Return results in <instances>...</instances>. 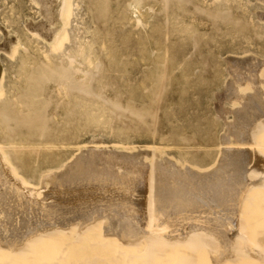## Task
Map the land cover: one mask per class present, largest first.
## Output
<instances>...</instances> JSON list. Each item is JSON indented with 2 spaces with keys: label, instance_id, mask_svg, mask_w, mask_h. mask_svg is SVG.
<instances>
[{
  "label": "rangeland",
  "instance_id": "rangeland-1",
  "mask_svg": "<svg viewBox=\"0 0 264 264\" xmlns=\"http://www.w3.org/2000/svg\"><path fill=\"white\" fill-rule=\"evenodd\" d=\"M36 1L37 0H0V45L3 46V49L0 50V144L5 148V151L3 150L1 154H3L2 156L8 154L7 156L9 158L5 160V162L7 161V166L10 165L8 166V169H10V167L12 169V166H14L15 169H13L17 172L15 171L14 173L13 171V174H16L17 178L22 177L28 181V187H32V192L35 190L34 192L38 194V197L40 194H45V199L43 198V200L41 198L43 196L39 197L41 199H38L34 192H31V195H29L30 192H28L26 195L29 197L25 196L28 199L32 198L34 200L33 196H35L38 200L45 202L49 201L48 203L42 202L45 206H49L51 200H54L53 198L50 200V195L51 197L54 196V198L58 197L60 201L64 202V205L65 203L69 204V202H71L70 204L78 202L72 205L75 206V204L79 205L80 201L81 204H91V201L94 199L96 200L92 201V203L95 201L98 202L99 198L97 199L96 197L97 191L94 189L96 188L97 182H95L92 177L90 178L92 181L89 180L90 174H88L86 175L88 180H85L87 182L90 181V183L85 181V184H81L80 181H82L85 175L83 176L81 174V170H77L78 165H76L77 167L75 166L76 168L74 167L75 164L72 165L74 159H78V162H76V160L74 161L76 164L79 163V158L83 156L84 149L88 146L92 147V145L96 143L98 145L103 144L106 147L111 145H116V147L119 146L118 151L123 148L125 150L128 148L134 149L139 147L141 149H146L148 147L151 149V147H154V152L148 148L154 155L150 154L147 157L144 156L142 158L145 159L144 162L142 160V163H145L142 164V170L145 168L144 165L146 166L142 172L143 174H145L144 172L146 169L150 170V168H147V165H151L149 166L151 168L155 165L157 172L154 173V176L158 180V184H166V186L169 184V189L172 184L171 187H174L172 190H178L180 188V191L178 190L179 194L176 193L177 196L179 195L178 197L175 196L176 190L174 193L171 191V194L175 196L174 201L177 198L176 202L182 203V201L184 202L183 197L186 199L187 193L188 196L190 195L189 197L187 196L188 198L186 200H190L191 203L188 202L187 204L186 200L184 202V204L188 205L186 208H191V205L189 206V204H194V202H197L200 199L201 200L197 203L201 201V203H204L208 198L209 203L206 202L207 204L212 203L218 205V201L216 200H219L217 198L220 196L218 195V197L216 194H213L212 196V193L213 191L216 192L220 190V188L218 189L214 185H217V183L221 181V178L219 177L220 175L224 180L227 179V177H224L227 175L224 174L225 172L228 173L229 177L234 176L233 173H231V171L233 172L234 167L223 164L225 160L234 158V156L227 155L226 157L228 158H226L224 154L222 156H224L223 158L225 159H221V153L223 151H231L235 147H241L240 150L242 149V151L237 148L238 151H234L233 149L231 153L237 151L236 154H246L248 152L251 153V150L253 153L254 151L256 152L257 149H260L261 152H263L264 149V144H262L263 147L261 148L263 149H261L257 143L253 142V139H250L249 135L251 133V138H253L254 133L252 132L255 131V128H251V130L248 128L252 126L251 124H253L254 120L257 123L254 124V127L263 121V117L262 119H259L262 116L259 112L263 111L262 114L264 113V106L261 109L259 108L260 110H258L257 113L256 110L258 109V106H260V103L264 104V87H262L264 82L262 84L260 83L261 86L259 83H255V80H252L257 86H260L259 88L262 90H260V92H263V94L260 93L255 85L258 89L256 90L255 88V91L259 92L256 93L252 90L254 86L250 87L248 83L246 84V81H242L245 77H241L246 73L248 74L253 71L249 60H253H250L253 64L254 61L257 62L259 59V66L258 63L256 64L254 62L256 66H252V68L258 66V75L260 74V78L262 80L264 79V66H261L264 65V62L262 63L261 61H264V23H262L264 21V4H262L264 3V0L263 2L262 0H140L141 3L137 0H70L72 3V15H69L71 22L69 25L70 27H68L70 35H68L67 39L61 43L64 45V48L66 47V52L70 50L67 52L69 55L64 54L66 52H60L61 47L58 45L55 46V42L51 36L53 35L52 33L58 29L57 27L61 26V21L57 15L60 0L52 1L49 9L51 12L50 14L48 13L49 15L45 12L51 19L48 18L47 15H43L44 12L41 15L40 12L45 11V7L42 8L43 5ZM217 12H219V14ZM259 15H261V17ZM40 20L41 22L39 23ZM42 20L47 21L48 23H44ZM28 23H32V25ZM41 23L43 24L41 25ZM46 23L50 28H53L48 33L42 32L44 35V40H42V38L40 39V37H42L40 36L41 33L36 35L34 34V31L41 28V26H46ZM39 25L41 26L39 27ZM31 29L33 30L31 31ZM32 35L39 38H35L34 36L32 38ZM45 36L47 37L46 39ZM5 39H7L6 45L4 43ZM47 39L50 42H48ZM249 54H252L253 56H250ZM247 55H249L250 58H248ZM241 57H244V59L246 58V60L248 59V66L244 63L246 62L244 59L239 63L240 66L242 63L245 64H242L241 66L242 71L243 69L247 70H244L243 72L241 71L243 75H240L238 70L236 77H231L230 79V76H235L233 75L235 73H232L234 70L232 68H235L236 70L238 69L239 64L237 62H240ZM251 57L255 58L252 59ZM237 58L239 61H231L238 60ZM256 58L257 61L255 60ZM245 66H247V68H245ZM228 69H231V72ZM228 71L230 72V75ZM235 79L242 81L243 83H241L246 85L241 87L242 84H238V86H236L239 87L240 85V87L237 88L240 96L238 95L239 98L236 96V99L240 100L242 103L234 99L230 101H225L223 99L224 94L225 98H227V92L225 89L227 90L228 88L231 90L233 86H230L235 82ZM227 80H233L234 82H226ZM240 81L238 83H240ZM226 83L230 85H227ZM248 87H250V89ZM254 93L259 96L260 94L263 95L260 96L261 101H259V105H255L256 101L258 103V100L255 98L260 97H255L256 95L254 96ZM245 94H248V96ZM250 94L255 97L254 99L256 101L253 98L252 101V96ZM243 96H247L249 98L248 100L251 99L252 102L249 101V103H251L248 104V100L246 99L245 102H247L248 105H246V103L244 104L243 98L245 99V97ZM241 97L242 99H240ZM219 104L223 108L226 107L229 110L231 109V113L226 117L227 120L223 121L218 115H216ZM242 105H246L245 109L249 107L251 109V105L252 107L255 105L254 107L257 106V109L254 108L251 109V111L248 109L250 112L248 113L247 111L244 113L243 111L245 110L242 109L244 108ZM233 109L236 111V113L234 112V115L232 112ZM237 110L240 111V115L239 111L237 113ZM241 112H243L244 115L248 114V116H243ZM251 113L255 115H252ZM235 114H238L242 120L240 118L237 120V116L236 118L234 117ZM249 114H251L252 117H260L255 119V117L252 118L250 116V118ZM256 114H258V116ZM244 117L245 119L248 117V119L250 118L253 121L249 122L251 120H245ZM239 119L241 122L236 123ZM257 119L260 121H257ZM234 120L236 124H234ZM244 120L246 121V124L250 123V126H243L245 125ZM242 121L244 123H242ZM225 122L227 123V126L223 125ZM228 125H230V127H228ZM231 125L232 129L235 127L233 130L236 131L237 129L236 132L239 136L235 135L237 133L233 131V133L230 134L233 138L228 137L229 134L227 135L226 133H230L231 130L228 128H231ZM236 125H239L240 127L237 126L236 128ZM224 127L229 130V132H226ZM241 127L244 129L243 132H246V135H244L247 138H245L243 132L240 134L242 131ZM222 134L223 136H227L224 137L225 139L227 138V140L224 138L221 139ZM241 135L245 139H243ZM236 137L237 139L241 138L239 139L240 144L243 143V140L246 142V139L248 138L252 141L246 143L250 144H248V148H246V144L239 145V143H237L238 141H236L238 146L237 144L235 146V144L233 145V140H237L234 139ZM223 139L225 141L231 139L229 142L233 143L231 145H225L222 143ZM252 144H255L256 146ZM11 146L15 148H12ZM140 148L139 150H141ZM224 148H227V150ZM81 149H83V151ZM155 149L156 151L158 149L160 151L155 152ZM248 149L250 151H248ZM126 151L128 152V150ZM126 151L125 153L127 154ZM115 153L108 156L105 155L103 159L107 157V161H110V159L112 161L113 157H115L114 160L116 163L125 160V157L122 159L120 158L125 154L123 150L121 152L122 156L119 154L120 151L118 153L115 151ZM128 153H130V151ZM132 153L128 155L132 156L133 159H130L127 155L129 157L128 160H134ZM78 154L82 155L79 156ZM261 154L264 156V153ZM134 155L136 156V153H134ZM116 156L119 160L116 159ZM138 157L139 156H136V159H138ZM80 159H83L82 161H84L85 157L83 156V158ZM114 160L112 162H114ZM221 160H223V162ZM82 161L80 162L81 167H79V169L82 168V171H84L86 167H82V165H85L86 163L83 164ZM217 161H219V163L221 161L222 163L219 164ZM0 164H2V162ZM117 164L119 165V163ZM221 164L226 166V170H224V167H220ZM67 165L72 166V171ZM3 166H0V170L5 167ZM185 166L187 167L185 168ZM73 167L76 171L80 172L81 178L79 176L80 174L73 170ZM188 167H191V169ZM227 168L229 170H227ZM5 169L6 168L3 169L4 173L6 172L10 176V173L7 172L9 170ZM11 169L10 172L12 171ZM67 170H70L71 173ZM206 171L218 173L217 176H213V178L216 177L214 180L217 182L210 179L212 178V172L209 174L211 177H207L206 173L208 175V172ZM62 172L63 176L61 175ZM127 172H129V170ZM147 172L148 171H146V173ZM164 172L166 174H164ZM171 172H175V175L171 174ZM6 173L4 176L5 179H8L6 180L8 181L7 183H9V180H13L15 176L13 175L14 177L10 179ZM56 173H58V175ZM50 174L53 175L51 176ZM66 174H68V176L76 174L74 176L79 177V180L81 179L79 181L80 183L73 182V186L71 182L70 184H67L69 183V178H71L70 181L77 178H74V176L68 177ZM147 174L149 176V172ZM202 174L204 178L201 177ZM46 175L48 176V180L45 179ZM192 175H194V177H191ZM58 176L63 179H60ZM143 176L146 177V175ZM187 176H190L192 179L189 177L191 179L189 180ZM197 176H199L200 179L199 177L197 178ZM218 177L219 179H217ZM166 178H170V180L173 181L168 182L169 180ZM186 178H188L189 184L187 181H184L187 180ZM162 179L165 181H162ZM206 179H210V181L207 182L208 184L204 183L206 187H204L203 184H200V186L199 183L202 181L206 182ZM64 180L65 182L67 180V182H63ZM194 180L195 182L197 181L196 187H201L200 191L205 195L203 196V194H201V196L206 198V200L199 195L201 192L195 187ZM199 180L201 182L198 183ZM224 180H222V185L225 184V182L223 183ZM6 181L4 183L5 185L7 184ZM57 181H59L58 184ZM159 181H161V183H159ZM44 182L46 184H44ZM52 182H56V184L54 183L56 186L52 184ZM60 182L69 186L66 187L61 184V187V185L59 186ZM87 184L90 185L89 189L91 191H95V195L94 192L92 193L91 191H88ZM175 184L178 187L175 186ZM209 184H212L213 187H208ZM219 184L221 185V182ZM5 185L3 186L5 189H7L9 185L13 186L10 187L12 190L9 188L11 194L7 192L9 189L6 191L4 190L10 194L9 198L13 200L12 198L14 196L11 195H14V192L18 194V190H15L16 187L13 182L11 184L9 183V185L7 184L6 186L8 187H5ZM93 185H95L94 188H91ZM198 185L200 187H198ZM58 186V191L57 189L55 191V188ZM202 186L204 188H202ZM0 187V190L3 191L4 188L2 186ZM38 187L39 189H37V191L36 188ZM183 187L184 189L188 187V189L186 188V192ZM214 187H216L217 190L214 189ZM60 188L62 189V192ZM66 188L67 190L68 188L71 189L73 192L70 190L66 191ZM76 188L79 193L76 192ZM191 188L194 189L192 190ZM210 189L212 191L211 195H209V192H211L209 191ZM45 190L46 192L49 190L47 193H50L51 190L54 192H51L49 195L46 194ZM189 190L191 192H188ZM203 191H208V193H205L209 196ZM225 191L236 194L233 189H227ZM5 192L4 194L3 192H0V197H4L2 200L0 198V203L2 204L5 202L8 203L5 199L8 201L10 200L7 198L8 194ZM180 192L184 195L180 194ZM69 193L76 195H70ZM85 193H87V195ZM88 193H92L93 197L91 194L88 195ZM57 194L59 196H57ZM5 195L7 197H5ZM180 195L183 197L180 198ZM214 195L217 196L215 200L217 203H213ZM18 196L23 197L21 193L20 195L18 194ZM25 196L24 199L21 197L23 201L28 200ZM82 196L84 200L78 199L79 197L82 198ZM261 196L263 197L259 196L257 203L259 206L262 205L260 208L258 207V212L261 213L259 214L260 216H258L259 223L262 222L263 228L262 231H257V234L256 232H253V236L249 234V237L251 235V238L253 240L255 239L252 243H255L257 240L255 243L256 250L253 248L254 251L252 249L253 246H250L251 240L248 241L250 243L248 244L250 246L249 249L248 246H246L247 244H243L244 242L248 243V237L245 236L247 238L246 241H242L241 238H239L241 241L238 239L241 249H243L242 245H245V252L251 250V252L249 251L248 253H245L242 250L246 257L252 254V251L254 252L253 255L250 256L255 257V259L258 258V262L256 260V262L254 261L256 264L264 263V194ZM69 197L70 199L74 197L73 199L76 201L69 200ZM179 198L182 200L180 201ZM190 198L193 199V203ZM210 200H212L211 203ZM30 201L32 200L30 199ZM240 202V200H237L235 202L237 205H234L237 206V208L241 207ZM9 204L12 205L11 202L8 203V205L4 204L5 206L2 205L0 210L1 208L3 209L6 207V210H9L10 208L11 211V205L9 206ZM68 204L66 206H71ZM7 206L9 207L7 208ZM196 208L198 209L199 207L197 206ZM95 213H97V211ZM91 215L92 217L94 216L96 220H100V218L104 216L100 213L99 215L101 216L97 213V217L94 213ZM7 219L9 221V218ZM213 222L214 221L212 220V223ZM105 225L106 223L104 222V226ZM222 234L225 235V238L224 235L221 236L220 233V237L218 238L220 240L222 239V242L227 239L231 244L233 241L232 235L226 232ZM241 234L240 236H242ZM245 237L242 238L246 239ZM223 244L225 243L223 242ZM230 244L228 246H230ZM258 245L260 247L259 250L257 248ZM225 246L227 248L224 247L218 250L212 249L211 251H201L198 253L197 261L193 264H238L232 247L230 246L231 248H228L227 242ZM224 249L226 250V253H224ZM176 251L177 253L174 250H170V253L173 252L171 254L174 256L176 255L175 257L180 256L178 252L179 250ZM259 251L260 253H258ZM219 252H222L221 254L223 256L219 254ZM261 252L263 254H261ZM90 253L93 258L97 257L95 258V260L99 261L97 264H107L106 261L109 262L108 264H116L114 260L113 262H110L113 258L109 259L111 256L108 257L109 255L106 254L105 248L92 252L90 250ZM233 253L234 255H232ZM165 254L161 255L165 256ZM171 254H169V252L166 254L167 259H172L171 264L174 263L172 261L175 260L176 264V259L173 258ZM254 254L256 256H254ZM170 256L172 257L171 259ZM215 256L217 259H215ZM219 256H222L223 259ZM106 257L109 261L106 260ZM177 260L179 261L178 258ZM91 261L93 262L94 260ZM208 261L210 262L208 263ZM118 263L119 262L117 261V264ZM248 263L254 264L250 263V260Z\"/></svg>",
  "mask_w": 264,
  "mask_h": 264
},
{
  "label": "bare ground",
  "instance_id": "bare-ground-1",
  "mask_svg": "<svg viewBox=\"0 0 264 264\" xmlns=\"http://www.w3.org/2000/svg\"><path fill=\"white\" fill-rule=\"evenodd\" d=\"M52 1L53 0H37L36 1L37 3L43 5L42 8L45 7L44 8L45 11L40 12L41 15H42L43 12H44L43 15H47L48 13L50 14L51 11H49V9H50V4L52 3ZM137 1L140 2V0H137ZM216 1H214V2H216ZM262 2H263V0H262ZM39 4H38V6H39ZM210 4H212V3H210ZM262 4H264V3H262ZM71 6H72V3H71L70 0H60V4H59V9H58V14L57 15H58V17H59V19L61 21V26L57 27L58 28L57 30L54 29V30H56L55 32H53V33L51 32L53 34L51 36H52V38H53V40L55 42L54 43L55 46H57V45L60 46L61 47L60 48V52H62V53L66 52V47L64 48V45H62L61 43L65 39H67L68 35H70V33L68 31V27H70L69 25H70V22H71V20L69 18V15H72V7ZM75 6H76V4H75ZM217 13L219 14V12H217ZM261 15H259V16L261 17ZM47 16H46V18H47ZM46 18H45V20H46ZM48 18H50V17L48 16ZM50 19H49V21H50ZM40 22H41V20L39 21V23ZM43 22L45 23L47 21H43ZM51 22H52V20H51ZM47 23H46V26H43V27L41 26L43 23H41V25H39V27L41 26V28L36 29L34 31V34H36V35H39L41 33L40 36H42V37H40V39L42 38V40H44L43 39L44 35L42 34V32L48 33L53 28V27L50 28V26H48ZM262 23H264V21ZM28 24L32 25V23H28ZM29 28H30V26H29ZM32 30L33 29H31V31ZM28 31H29V29H28ZM33 36L34 35H32V38H33ZM51 36H48V37H51ZM34 37L35 38H39L37 36H34ZM46 38L47 37L45 36V39ZM6 41H7V39H5V41H4L5 45L7 44ZM47 41H48V39H47ZM48 42H50V41H48ZM66 43H67V41H66ZM1 49H3V46L0 45V50ZM69 51H67V52H69ZM67 52L64 53V54H68L69 55V53H67ZM249 55L251 56L252 54H249ZM249 55H247L248 58H250ZM246 58L244 59V57L243 58L241 57L240 62H237V63L238 64L241 63L242 59H244V61H246L244 63H246L247 66H248V63H247L248 59L246 60ZM254 58L255 57H253L252 59H254ZM250 60H249V62L251 64V69L253 71L249 67V69L252 72L248 71L249 73L248 74L246 73L247 75L245 74L244 76H241V77H245V78H243V80L241 78V80L244 81V82L246 81V84L248 83V85L250 87L254 86V88H252L253 92L259 93L261 88H259L260 86H257V84H255V83H259V84L261 83L262 84L264 82V79L262 80L260 78V76H259L260 74L258 75V73H259V67H258L259 63H258V61H260V60L258 59V61H257V58L255 59L257 62H255V61L254 62L256 64L258 63V66L257 67H253V68H252V66H256V64L253 62V64H254L253 65L252 62H251L253 60H251V61ZM68 61H70V60H68ZM231 61L235 62V61H239V59L238 60H231ZM261 61H262V63L264 62L263 60H261ZM71 63H73V62H71ZM244 63H242V64H244ZM238 64H237V66H238ZM242 64H241V66H242ZM227 65H230V64H227ZM244 65H243V67H244ZM241 66L239 64L237 70L235 68L231 67L232 69H234L232 73H235V74H233L235 76H230V79H231V77L235 78L236 74H238V73L240 75H243V73H241V71H242V67ZM247 66H245V68H247ZM261 66L263 67L264 65H261ZM227 68H228V66H227ZM244 70H247V69H243V71ZM260 70H263V69H260ZM229 71H228V73L230 75L231 71L230 72ZM237 71H238V73H237ZM237 77H240V76H237ZM0 79H1V77H0ZM252 80L253 81L255 80V83L252 82ZM228 81L229 82L232 81V83L234 81L235 82L233 83L234 85L231 83L232 85L230 87L233 86L231 88V90H229L228 88L226 90L224 88L225 91L227 92V94H226L227 98H225V94H224V98L223 99L225 101L226 100L230 101V100L234 99V100H237V101L240 102V100L236 99V96H237V98H239V96H240L239 91L237 90V88H239L240 85L243 82L240 81V80H236V79L234 81L233 80H231V81L227 80L226 82H228ZM239 81H240V83H238ZM226 84L230 85L228 83H226ZM238 84H240L239 87H236V86H238ZM243 85H245V84H242L241 87H243ZM255 85L259 89V92L255 91V88H256ZM250 87H248V88L250 89ZM262 87H264V83H263ZM257 88H256V90H258ZM228 92H229V97H228ZM256 93H254V96L256 95ZM260 93L263 94V92H260ZM245 95L248 96V94H245ZM250 95L252 96L251 99L252 98L254 99L255 97L259 96L258 94L255 97L252 94H250ZM247 96H243V97H245V99L243 98V101H244V104L246 103V105L250 104L253 101V99H252V101H251V99L248 100L249 98ZM260 96H263V95L260 94ZM240 99H242V97ZM246 99L248 100L247 101L248 104H247V102H245ZM255 99L258 100V103H257V101ZM255 99H254L256 101V103L254 102L255 105H259V103H260L259 101H261V97L260 98L257 97ZM249 101H251V102L249 103ZM240 103H242V102H240ZM237 104H238V102H237ZM262 104L260 103V106H258V109H257V106L254 107L255 106L254 105L252 107V105H251V109L256 108L257 109L256 113H257L258 110H260L264 106V104L263 105ZM243 105H242V107H244V108H242V107L241 108L245 110V111H243L244 113H246L248 111V109L251 111L250 107L247 108L248 107L247 106L246 107L247 109H245L246 105L245 106H243ZM242 109H241V111H242ZM230 110L228 108H226V107L223 108L219 104V106L217 108L216 115H218V117L221 120H223V121L227 120V118H226L227 115L229 113H231ZM239 110H237V113H238ZM250 111H248V113ZM232 112H233V115H234V112L236 113V111H234V109H233ZM243 112H241V113L243 114ZM262 112H259L262 116L259 113L258 114L261 116V118H259V119H262V117H263V119H262L263 121L261 120L262 123L258 124L256 127H254V124H257L255 122V120L253 121V120L250 119L252 117L251 114L255 115V114H253L254 112L249 114V117L251 116L249 119H248V117L246 118L247 120H251L249 122L253 121V124H251L252 126L248 127V128H250L249 130H251V128H255V131L253 130L254 132L250 131V132L254 133L253 138H251V133H250V135H249L250 139H253L254 140L253 142L257 143L260 148L263 147L262 144H264V116H263L264 113L262 114ZM242 114H241V116H242ZM258 114H256V115L258 116ZM239 115H240V111H239ZM239 115L235 114L234 117L236 118V116H237V120H238V118L241 119V117ZM232 116H231V119H232ZM243 116H248V114L247 115L243 114ZM260 116H258V117H260ZM254 117H252V118H254ZM258 117H255V119L258 118ZM240 119L236 123H240L241 120H242V119L241 120ZM244 119H245V117H244ZM259 119H257V121H260ZM235 120H234V124H236ZM242 123H244V122L242 121ZM234 124H232V125H234ZM244 124L245 125H243V126H246V125L248 126L250 123L246 124V121H245ZM223 125L227 126V123L225 122V124H223ZM232 125H231V128H228L229 130H231L230 133H226L227 135L229 134V136H228L229 138L231 137L230 134L233 133V131L235 133H237L236 132L237 129H236V131L233 130V129H235V127L232 129ZM239 125H241V124H239ZM239 125H236V128H237V126L240 127ZM228 127H230V125H228ZM243 128L241 129L242 131L239 130V131H241V133L239 132L240 134H242V132L244 131ZM248 128H247V130H248ZM224 129H226V128L224 127ZM245 129H246V127H245ZM229 130L226 129V132H229ZM244 134L246 135V132H243V135ZM235 135H238V133L235 134ZM224 137H227V136H223V134H222L221 139L224 138ZM241 137H243V136L241 135ZM231 138H233V137H231ZM245 138H247V137L245 136ZM245 138L243 137V139H245ZM224 139H223V141L225 143L223 141H222V143L225 144V145L226 144L231 145L233 143V142H231V143L229 142L231 139L230 140L228 139V141H225V140H227V138L225 140ZM234 139H237V137L234 138ZM239 139H241V138H238L237 140H233L234 141L233 145L235 144V146H236V144L240 142ZM250 139L249 138L246 139V142H244L245 140H243V143L242 142L241 143L244 144V145L248 141L250 143V141H252ZM236 141H238V142L236 143ZM242 144L239 143V145H242ZM248 144H246L247 145V147L245 146L246 148H248V146L250 145V144L249 145ZM252 145L256 146L255 144H252ZM252 145H251V147H252ZM237 146H238V144H237ZM11 147H7V148H11ZM118 147H116V145H111V146H107L106 147L103 144H99L98 145V144L95 143L94 145H92V147L88 146L86 149H84V151H83V149H81L84 152L83 156L85 157L84 161H86V162L82 161L83 159L82 160L80 159V158H83V156H82V157L79 158V160H80L79 163L81 161H82L83 164L86 163L85 165H82V167H86L85 170H84V168H83L84 171H82V168L79 169V167H81V163L80 164L79 163L76 164L74 162L76 159L73 160L72 165L75 164L74 167L76 165H78V169L77 170H81V174L83 176L85 175L86 178L84 177L83 178L84 181H83V179H82V181H80L81 179L79 180V177H77V176L75 177L74 176L76 174L69 175V176H68V174H66L68 177H71V176L73 177L74 176V178H77L75 180L72 178L73 180H71V181H70L71 178H69V183H67V184H70V182H71L72 186H73V182H77L78 184L81 182V184L82 183L85 184L84 182L86 180H88V177L86 175L90 174L89 175V180H91L90 178L92 177V179H94L95 182H97L96 183V188H94L95 185H93V187L91 186V188H94L97 191L96 192L97 193L96 197H97V199L99 198L98 202L95 201V202L92 203V201L96 200V199H94V200L91 201V204L90 203L89 204H81V201H80V204L79 205L75 204V206H72V205L74 203H78V202H74V203L72 202L73 204H70L71 202H69V204L71 206H66L68 203L67 204L65 203V205H64V202L60 201L58 197H56V198H54V196L51 197L50 193L54 192V191H52L53 190V188H52L50 193H47L49 190L47 192L45 190V192H46V194L50 195V200H51V198H53L54 200H51L49 206H45L42 203V202H45V201L38 200V199H41V198L45 199V194H43V195L40 194L39 197H41V196H43V197L39 198L38 194L35 193L34 192L35 190H34L33 192H34L35 196L38 199L35 196L32 195L34 200L32 198H30L32 200V201H30V199H28L26 197V196H28V195H26V194H28V192H30L29 195H31V192H32L33 189H32V187L31 188L28 187V185H29L28 181H26L22 177L21 178H17L16 174L15 175L13 174V171H14V173L16 171V170H14L15 169L14 166H12L14 169L13 168L11 169V167H10V169L12 170L11 171L12 175H11L10 169H8V166H10V165L7 166V163H6L7 161L5 162V160H7L9 158L7 156L8 154H4V156H2L3 154H1V153H2L3 150L5 151V148L2 147V145L0 144V163L2 162V164H0V166H3L4 164H6V165H4L5 167L4 166L3 167L6 168L5 170H7V169L9 170L7 172L10 173L11 177L9 176L8 173L5 172L6 174H8V178L11 179L14 176L16 177V178L14 177L13 180H11V181L9 180V183L11 184L13 182L15 187H16L15 190L16 191L18 190V194L20 195V193H21L23 195V197L22 196H18V194H16L14 192V195H11V196H14L12 198L13 200H11L9 198V196L11 194L9 192L10 189H11L10 187H13V186L9 185V183H7L8 181H6V180H8V179H5V176H4L5 173H4V170H3L4 168L1 169L0 170V186L3 187L5 185L4 183L6 181V183L9 185V187L6 186L7 184L5 185V187H8L7 189H9V188L10 189L7 190V189H5L3 187L4 188V189L2 188L3 191L0 190V192L1 193L3 192V194H4V192L7 190V192L10 193L9 194V193L5 192L6 194H8V197L6 195H5V197L10 199L9 201L12 203V205L9 204V206L11 205L10 206L11 207V211H10V208H9V210L7 209L8 210V212H7V210L5 209L6 207L3 208V209L1 208V210H0V264H97V262H99V261L95 260V258H97V257L93 258L92 254L90 253V250H91V252L92 251H96V250L98 251L99 249H102V248H105L106 254L109 255L108 257L111 256L109 259L113 258L112 261L110 260V262H113V260H114V262L116 264H117V261L119 262L118 264H164V263L166 264V261H167V264H169V263L171 264V260H172L171 258L172 257L176 259V264H193V263H195V261H197L196 259L198 258V253H200L201 251H206V250H210L211 251L212 249H214V250L217 249L218 250V249H222V248L226 247L225 246L226 242H227V246L230 244L229 241H227V239L225 241H223L225 243V244H223L222 239L220 240L218 238V237H220L219 233L222 236V235H224V234H222L224 232L230 233L232 235V240L233 241L230 244V246L232 247L233 251L235 252V255H236L235 258H236V262H238V264L239 263L240 264H249L248 263L249 260H250V263H254V264H256L255 263L256 261L258 262V260H257L258 258L255 259V257L252 256L254 258L253 259L250 256V255H253V253H254L253 251H252V254L249 255L250 257L249 256L246 257V255H244L243 252L246 251L245 250L246 249V247H245L246 244H247L246 246H248V249L252 245L253 246V247L251 246L252 249L254 248L256 250L255 243H256L257 240L255 241V243H252V241H254L255 239L253 240L251 238V235H252L253 232H256V234H257V231H262V228H263L262 222L259 223L260 222L259 221V216H260L259 214H261V213L258 212V209L262 205L259 206V204L257 203V201L259 199V196L263 197L261 195L264 194V192H263L264 191V156H262V154H261V153H264V149L263 148H261V149H263V152H261L260 149H257V151L256 152L254 151L253 153H252V150H251V153L248 152V151H250L249 150L250 148H249L248 151L246 150L248 152L246 154H241V153L240 154H236V152L238 150H240L241 147H239V148L237 147L238 150H237L236 147H235L236 149L233 148L234 151L237 150L235 153H231L233 151L232 147H231L232 150L230 149L231 151L228 150L229 152L228 151H223L221 153V156L224 155V154H225L224 155L225 157L227 155H231L232 157L234 156V158H230V156H229L230 159L225 160V162H223V160H221L224 165L230 166V167H234L233 172L231 171V173H233L234 176L233 177L232 176L229 177L227 172L224 173V172L221 171L222 173L227 174V175L224 176V177H227V179H225V180L223 179V177L221 175L219 176L221 178V181H220L221 185H222V180H224L223 183L225 182V184H223L221 186L219 184L220 183L219 182V183H217V185L216 184L214 185L218 189L220 188V190L216 191L217 193L214 192V191L212 193L211 189H213V188H211L209 190V191H211V192H209V195H211V193H212V196H213V194H216L217 196L218 195L220 196V197L218 196L219 198H217L219 200H216L217 196L214 195V202L213 203L218 201V205L217 204L214 205V204L211 203V201L213 199L210 200L211 204H207L206 202L209 201V198H208V200H206V198L203 197L205 195L200 191V189H201L200 186L202 184L203 185H204V183L206 184L208 181H210V179H212V180H214V178L216 179V177L213 178V176H217L218 175V173H214L212 171H209V172L206 171V172H208V175L206 173V176L207 177L208 176L209 177L212 176V178H210L208 180L206 179L207 180L206 182H204V181L201 182L199 180L198 183L201 182V183H199V185L200 184L201 185L200 186L198 185V187H200V188L196 187L197 181L195 182V180H194L195 187L197 189H199L198 190L199 192H201L199 195L201 196V194H203V196H201V198L203 197L204 200H206V202H204V200L202 199L204 203H201L202 201L197 203L198 201L201 200L200 199L197 202H194V204H189V206L191 205V208L190 207L186 208V207H188V205L184 204V202L190 195L188 196V193H187V196H188L187 197L186 194H185L186 199H185V197L180 195V198L183 197V200H184V202L182 201V203L176 202L177 198L174 201V197L177 196L176 193H178L180 191L179 190L180 188L178 189L179 191L175 189L177 191L176 192L175 190H172V189H174V187H171L172 184L170 185V189L168 188L169 184H167L168 186H166V184L165 185L163 184L165 187L162 184H158V180L154 176V173L157 172L156 169H155V165L152 166V168L149 167L151 165H147L148 166L147 168H150V170L146 169L145 172H144L145 174L142 173L144 171V169L146 168V166L144 165L145 168H143V170H142V166H143L142 164H145V163H142V160H143V162L145 160V159H142V158L144 156L147 157L150 154L154 155L153 154L154 147H151V149L148 147L151 151H153L152 153L146 147H145L146 149H141L139 147L141 150H139V148H134V147H133L134 149L128 148V149H125V150L123 148L122 150L124 151V153H125L126 150H128V152L129 151H130V153L134 152V153H136V156H139L138 159H136V156L134 155V153H132L133 156H134V160H128L129 157H130V159H133V158H132V156L128 155L130 153H128L127 151H126L127 154L125 153L123 157H120V156H122V153H121L122 150L120 149L119 150L120 151V153H119L120 156L119 157L121 159L125 157L124 158L125 160H122L123 162L122 161L121 162H117V163H119V165L115 162V160H114L115 157H113V159H112V161L114 160V162H112L111 159H110L111 162L107 161V159H106L107 157L104 158L105 160L103 159V157L105 155H107V156L108 155H112L113 153H115V151L118 153L119 152L118 151ZM12 148H15V147H12ZM159 149L157 150L158 152L160 151ZM224 149L227 150V148H224ZM31 150H33V149H31ZM258 150H260V151H258ZM157 151L155 149V152H157ZM240 151H242V149ZM80 153H81V151H80ZM78 155L80 156L82 154H78ZM115 155H116V153H115ZM164 156H166V155H164ZM224 156H222L221 159H225V158H223ZM109 158H108V160H109ZM157 158H159V157H157ZM226 158H228V157H226ZM116 159L119 160L118 157ZM221 161H220V163H222ZM76 162H78V159L76 160ZM217 162L219 163V161H217ZM223 164H221L220 167H224L225 168L224 170H226V166H224ZM70 165L69 166L67 165V166H68V168L70 167V169H71L72 166H70ZM163 165H165V164H163ZM165 166H167V165H165ZM74 167H73V170L76 171L74 169ZM186 167L187 166H185V168ZM216 167H217V165H216ZM68 168H66V169H68ZM126 168H128V169H126ZM188 168L191 169V167H188ZM64 170H61V171H64ZM128 170H129V172H127ZM220 170H221V168H220ZM227 170H229V169L227 168ZM67 171L70 172V170H67ZM71 171H72V169H71ZM146 171L149 172V176L147 174L148 172L146 173ZM190 171H192V170H190ZM195 171H196V169H195ZM76 172L80 174V172H78V171H76ZM210 172H212L211 176L209 175V174H211ZM58 173H56V174L58 175ZM174 173L171 172V174H174ZM180 173H182V172H180ZM204 173H205V171H204ZM62 174H63V172L61 173V175ZM81 174L79 175L80 178H81ZM164 174H166V173L164 172ZM213 174H216V175H213ZM143 175H146V177H144ZM230 175H232V174H230ZM199 176H197V178ZM47 177L48 176L46 175L45 179H47ZM187 177L189 178L190 176H187ZM191 177H194V175H192ZM201 177L204 178L203 174L201 175ZM219 177L217 179H219ZM6 178H7V176H6ZM66 178H64V179H66ZM170 178L169 179L166 178L167 180H169L168 182L171 181ZM179 178H181V177H179ZM183 178H185V177H183ZM188 178H186L187 180H184V181H187V183H188ZM190 178H189V180L192 179V178L191 179ZM56 179H57V176H56ZM175 179H177V178H175ZM199 179H200V177H199ZM52 181H54V180H52ZM59 181H57V184L59 183ZM162 181H165V180L162 179ZM184 181H181V182H184ZM61 182H62V180H61ZM61 182H60L59 186L61 184H63V186H66V187L69 186V185H64V183H61ZM63 182H65V180ZM66 182H67V180H66ZM214 182H217V181L214 180ZM54 183L56 184V182H54ZM54 183L52 182V184H54ZM87 183H90V181L87 182ZM159 183H161V181H159ZM44 184H46V183L44 182ZM176 184H175V186H177ZM178 184H180V183H178ZM185 184H186V182H185ZM212 184H209L208 187H210V186L213 187ZM42 186H44V185H42ZM48 186H49V183H48ZM51 186H50V188H51ZM59 186L55 188V191H56V189L58 191ZM72 186H71V188H72ZM89 186L90 185H88V189H89ZM183 186H185V185H183ZM193 186H191V187H193ZM61 187H62V185H61ZM204 187H206V186L204 185ZM204 187L202 186V188H204ZM216 187H214V189H216ZM69 188H68V190L71 191V189H69ZM186 188L188 189V187H186ZM186 188L184 189V187H183L185 192H186ZM37 189H39V187L36 188V190ZM74 189H75V187H74ZM84 189H85V186H84ZM191 189L193 190L194 188H191ZM227 189H230V190L233 189L236 194H234L233 192L230 193V192L225 191ZM43 190H44V188H43ZM68 190L66 188V191H68ZM86 190H87V188H86ZM88 191H91V190L89 189ZM171 191H173V193L175 191L176 195L174 194L175 196H173V194H171ZM61 192H62V189H61ZM71 192H73V191H71ZM76 192H78V189L76 190ZM91 192L92 193L94 192V195H95V191H91ZM182 192H183V190H182ZM182 192H180V194H182ZM188 192H191V191L189 190ZM197 192H196V194H197ZM205 192L208 193V191H205ZM92 193H88V195L89 194L92 195ZM207 193H205V194H207ZM58 194H57V196H59ZM80 194H77V195H80ZM85 194L87 195V193H85ZM189 194H191V193H189ZM192 194H193V192H192ZM72 195H76V194H72ZM182 195H184V194H182ZM24 196L28 200L23 201ZM194 196H192V197H194ZM200 196H198V197H200ZM208 196H206V197H208ZM47 197H48V195H47ZM92 197H93V195H92ZM0 198L2 200V198H4V197H0ZM73 198L74 197H72V199H70V197H69V200L76 201ZM47 199H49V198H47ZM78 199L84 200L83 196H82V198L79 197ZM78 199H77V201H78ZM87 199H89V198H87ZM179 199H178V201H179ZM196 199H194V200H196ZM1 200H0V202H1ZM5 200L8 203H10L7 199H5ZM181 200L182 199H180V201ZM192 200L193 199H191V201ZM237 200L241 201L240 202L241 207L237 208V206L234 205V204L237 205V203H235ZM48 202H45V203H48ZM82 202H84V201H82ZM86 202H88V201H86ZM188 202L191 203L190 200L187 201L186 203L188 204ZM8 203L5 202L4 204L8 205ZM192 203H193V201H192ZM195 203H197V204H195ZM0 204H2V203H0ZM4 204H2V205H4ZM2 205H0V207H2ZM194 205H196V206H194ZM9 206H7V208ZM197 206L200 209L199 208L197 209L196 208ZM263 206H264V204H263ZM263 209H264V207H263ZM96 211H97L98 215H99V213L104 215L103 217L100 218V220L99 219L96 220L95 217L94 216L92 217V215H91L92 213H94L96 215L97 214V213H95ZM187 214H188V216H187ZM98 215H96V217ZM2 216H4L5 219ZM99 216H101V215H99ZM6 217L9 218L10 223H9V221H8V219ZM262 219H263V217H262ZM212 220L214 221L213 223H212ZM104 222L106 223L105 226H104ZM263 223H264V221H263ZM245 233H248V234H245ZM240 234L242 236H240ZM249 234H251L250 237H249ZM245 236L248 237L249 239L247 240V238ZM242 237H245L246 239H243ZM224 238H225V235H224ZM224 238H223V240H224ZM239 238H241L242 241H246L247 240V242L251 240L250 241L251 244L249 242L248 243H246V242L243 243L242 242L245 245L241 244L242 247H243V249H241V247L239 246L240 243L238 241ZM241 239H239V240L241 241ZM248 244H250V246ZM230 246H228V248H231ZM257 248L259 250V248H260L259 245H258ZM225 249H224V251H225L224 253H226ZM170 250L171 251L174 250L176 253H177L176 250H179L178 252H179L180 256H178V254H177L178 257H175L176 255L174 256L173 254H171L173 252L170 253ZM242 250H243V252H242ZM260 250H263V249H260ZM76 251H77V253H76ZM221 251H223V250H221ZM249 251L251 252V250H249ZM249 251H247L245 253H248ZM165 252H166V254H168V252H169V254L172 255V257L170 256L171 260L167 259ZM221 253L219 252V254H221ZM258 253H260V251ZM161 254H165V256L161 255ZM261 254H263V253L261 252ZM206 255H208V254H206ZM226 255H228V254H226ZM232 255H234V253ZM104 256H106V255H104ZM222 256L221 257L219 256V257L222 258ZM254 256H256V255L254 254ZM177 258L179 259V261L177 260ZM109 259L107 258L106 260L109 261ZM215 259H217L216 256H215ZM233 259H234V257H233ZM251 259H253V260H251ZM91 260H94V261L92 262ZM200 260H201V258H200ZM213 260H214V258H213ZM263 261H264V259H263ZM172 262H174L172 264H175V260H173ZM203 262H204V260H203ZM209 262L210 261H208V263ZM106 263L108 264L109 262L106 261Z\"/></svg>",
  "mask_w": 264,
  "mask_h": 264
}]
</instances>
